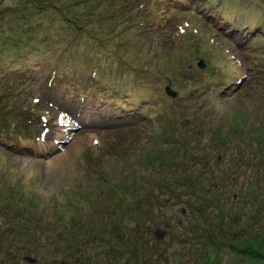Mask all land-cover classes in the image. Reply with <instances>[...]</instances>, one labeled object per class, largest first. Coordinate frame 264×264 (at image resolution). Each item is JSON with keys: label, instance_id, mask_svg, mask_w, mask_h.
Here are the masks:
<instances>
[{"label": "rangeland", "instance_id": "1", "mask_svg": "<svg viewBox=\"0 0 264 264\" xmlns=\"http://www.w3.org/2000/svg\"><path fill=\"white\" fill-rule=\"evenodd\" d=\"M0 131V264H264V0H0Z\"/></svg>", "mask_w": 264, "mask_h": 264}, {"label": "trees", "instance_id": "2", "mask_svg": "<svg viewBox=\"0 0 264 264\" xmlns=\"http://www.w3.org/2000/svg\"><path fill=\"white\" fill-rule=\"evenodd\" d=\"M203 6H204L203 9L204 8H205V10L208 9V8L205 7V5H203ZM61 12H64V11H61ZM71 20H74V19L71 18ZM76 24H78V28L79 29H82L83 28V24L80 23L79 21H76ZM14 49L15 50H10V49L5 50L4 51V53H5L4 59H6V57L7 58H10L12 56H15L19 60V62H20V67H19V70H18V71H20V75H27L28 76L32 72V70H33V67H30V66H33L34 65V64H32V65L29 64L30 53H28V50H26V49L23 50L24 52H18V51L16 52V48H14ZM12 51H14V52H12ZM55 72L56 71L51 70V75L49 77V79L51 80L50 82H52V84H53V81L56 79V77H53V76L54 75H57V72L56 73ZM17 81H19V80L17 79ZM47 86L49 87L50 86V83H48ZM73 88L76 90L77 93H79V92H82L83 93V94L82 93L79 94V98L74 97V98H77L78 101L87 103L88 100H91L92 97L90 98V94H88L86 92V90H84V89L82 90L81 88H79V91H77V87H73ZM46 90H47V87H46ZM12 108H13L12 106H9L6 109L7 112L10 113L11 110H12ZM73 109L74 110H77V106L75 108H73ZM40 116H44V114H42ZM25 117L28 118V119H26V118H23V119H20V120L15 119L13 121V123H11L15 127L11 128V130H14L15 133L29 131L30 127L32 126V122H33V120H36V117L33 116V115H29V114H26ZM30 118H33V119H30ZM130 123H132V122H130ZM1 132L2 131H0V133Z\"/></svg>", "mask_w": 264, "mask_h": 264}, {"label": "water", "instance_id": "3", "mask_svg": "<svg viewBox=\"0 0 264 264\" xmlns=\"http://www.w3.org/2000/svg\"><path fill=\"white\" fill-rule=\"evenodd\" d=\"M167 92L171 95H175L176 93L175 92H172L171 89L169 87H167ZM165 235V231H161V230H157L156 231V237L158 239H161L163 236ZM27 259L30 261V262H34L35 259L33 257H27Z\"/></svg>", "mask_w": 264, "mask_h": 264}]
</instances>
